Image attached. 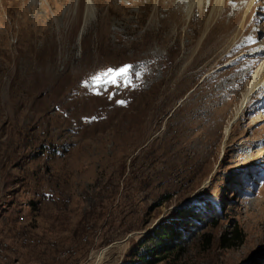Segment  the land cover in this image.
Returning <instances> with one entry per match:
<instances>
[{
	"label": "rangeland",
	"instance_id": "obj_1",
	"mask_svg": "<svg viewBox=\"0 0 264 264\" xmlns=\"http://www.w3.org/2000/svg\"><path fill=\"white\" fill-rule=\"evenodd\" d=\"M189 1L0 0L9 258L264 264V86L223 136L264 57L249 54L264 44V0L245 18L249 0L215 14L212 0L188 14ZM171 219L179 237L160 252L156 230ZM235 226L242 241L222 246Z\"/></svg>",
	"mask_w": 264,
	"mask_h": 264
},
{
	"label": "bare ground",
	"instance_id": "obj_2",
	"mask_svg": "<svg viewBox=\"0 0 264 264\" xmlns=\"http://www.w3.org/2000/svg\"><path fill=\"white\" fill-rule=\"evenodd\" d=\"M31 1L33 2V0H31ZM197 1L198 0H190L189 2H187V9L186 10H187V13L188 14L191 11V8H192L193 3L197 2ZM223 1L224 0H212V7H211L212 9L209 12L210 13L212 12V13L215 14L217 12V10L220 9L219 6L221 5V3ZM252 1L253 0H249V4H248V6H246L247 7L246 8V11L243 13V18L247 17L246 15H247L248 11L251 10V8H253L256 5V4H253V5L250 6V4H251ZM246 2H247V0H239V3H237L238 4V10L237 11H239V13H240L241 8L246 4ZM237 31L240 32L239 29L238 30L236 29L235 32L237 33ZM251 53H253V54H256V53H264V44L263 45H259L257 48H255L254 50H252L251 52H249V54H251ZM261 86H264V57L261 59V61L259 62V64L250 73V75H249V77L247 79V83H246V85L244 86V89L242 90V92L239 95L237 104L234 107V115H233V117L229 121L226 122V125L223 128V136H224V138H227V136L229 135V133L231 131L232 123L234 121V118L240 113V111L245 106L246 102L248 101V99L250 98V96L253 94V92L256 91L258 88H260ZM21 241L24 244H29V243H34L37 240L34 237L32 238L30 236H23L22 239H21ZM72 253H73V250L72 249L71 250H69V249H62V250L59 251V256L60 257H64V256L71 255ZM0 264H18V262L16 260H12L11 258L8 257V255H7V245L4 242H0Z\"/></svg>",
	"mask_w": 264,
	"mask_h": 264
},
{
	"label": "trees",
	"instance_id": "obj_3",
	"mask_svg": "<svg viewBox=\"0 0 264 264\" xmlns=\"http://www.w3.org/2000/svg\"><path fill=\"white\" fill-rule=\"evenodd\" d=\"M188 213L191 216H195L197 212L190 208ZM159 230H156L157 238L162 241L161 247L157 248L160 252L165 250L164 247H168L173 240H176L179 237L178 221L174 219L168 220L165 224L160 226ZM243 239L241 230L235 226L234 231L227 236V233H223L220 237V244L224 247H231L238 245Z\"/></svg>",
	"mask_w": 264,
	"mask_h": 264
},
{
	"label": "crops",
	"instance_id": "obj_4",
	"mask_svg": "<svg viewBox=\"0 0 264 264\" xmlns=\"http://www.w3.org/2000/svg\"><path fill=\"white\" fill-rule=\"evenodd\" d=\"M30 259H31V258H30ZM12 260H16V261L18 262V264H23L22 261H21V259H19V258H16V259L14 258V259H12Z\"/></svg>",
	"mask_w": 264,
	"mask_h": 264
},
{
	"label": "snow or ice",
	"instance_id": "obj_5",
	"mask_svg": "<svg viewBox=\"0 0 264 264\" xmlns=\"http://www.w3.org/2000/svg\"><path fill=\"white\" fill-rule=\"evenodd\" d=\"M125 71V69H121L120 72L123 73Z\"/></svg>",
	"mask_w": 264,
	"mask_h": 264
}]
</instances>
